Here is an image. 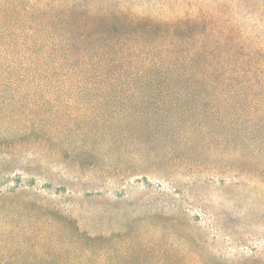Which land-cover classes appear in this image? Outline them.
Returning a JSON list of instances; mask_svg holds the SVG:
<instances>
[{"label":"rangeland","instance_id":"374dc122","mask_svg":"<svg viewBox=\"0 0 264 264\" xmlns=\"http://www.w3.org/2000/svg\"><path fill=\"white\" fill-rule=\"evenodd\" d=\"M187 1L136 8L175 18ZM221 1L264 50V0L250 10ZM14 90L16 101L0 100V264H90V238L105 264H264V134L224 133L223 145L186 158L135 124L113 132L79 106L43 115L42 96L16 86L5 96Z\"/></svg>","mask_w":264,"mask_h":264},{"label":"trees","instance_id":"16d2710c","mask_svg":"<svg viewBox=\"0 0 264 264\" xmlns=\"http://www.w3.org/2000/svg\"><path fill=\"white\" fill-rule=\"evenodd\" d=\"M138 4L0 0V100L16 101L20 94L7 98L6 88H23L43 97V115L79 106L88 122L110 120L113 132L135 124L185 157L202 158L234 130L264 134V50L234 25V8L188 0L185 15L163 19L142 15ZM100 240L90 238V264H105Z\"/></svg>","mask_w":264,"mask_h":264}]
</instances>
